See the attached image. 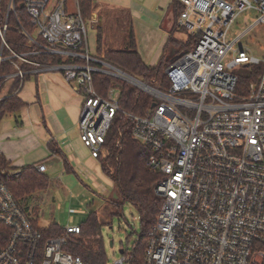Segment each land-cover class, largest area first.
<instances>
[{
    "label": "built area",
    "instance_id": "built-area-1",
    "mask_svg": "<svg viewBox=\"0 0 264 264\" xmlns=\"http://www.w3.org/2000/svg\"><path fill=\"white\" fill-rule=\"evenodd\" d=\"M178 1L183 6L178 26L193 42L166 70L168 93L142 90L159 103L139 115L121 109L119 91L107 97L98 93L94 73L127 75L96 58L78 0L73 12L69 0H20L44 41L40 45L23 32L40 48L23 54L6 39L16 0L6 8L0 0V102L14 79L20 80L17 88H24V63L36 66L30 74L60 70L81 96L80 139L94 159L117 113L133 123V139L151 150L149 166L161 176L156 194L162 206L144 264H264V72L242 91L237 73L244 65L264 66V61L236 47L241 37L228 41L231 26L244 12L258 13L253 28L264 25V0ZM41 53L69 62L43 66L28 58ZM5 65L14 66L15 73H1ZM37 170L44 173L46 167ZM20 174L0 171V226L9 231L0 264H82L66 251L69 240L82 235L80 226L48 236L4 181L6 175ZM134 248L121 249L114 264H131Z\"/></svg>",
    "mask_w": 264,
    "mask_h": 264
},
{
    "label": "trees",
    "instance_id": "trees-1",
    "mask_svg": "<svg viewBox=\"0 0 264 264\" xmlns=\"http://www.w3.org/2000/svg\"><path fill=\"white\" fill-rule=\"evenodd\" d=\"M4 0V8L7 2ZM97 0H78L79 8L87 26L90 25ZM183 11V6L178 0L173 3L174 27L170 31V37L166 44L163 57L156 66H148L142 59L137 44L135 28L132 20L128 23L122 22L117 30V36L109 38L108 31L102 27H97L95 56L106 64H109L124 73L140 80L148 86L161 92L168 93L171 87L170 80L166 73L167 68L177 59L189 52L193 37L188 35L185 42H179L173 37V32L179 30L178 18ZM26 32L35 38L40 45L44 41L40 37H35V28L31 24L29 16L21 7L20 0H16V11L10 17V28L6 39L11 48L19 54L40 51V48L23 34ZM1 51V40H0ZM30 61L43 66H60L69 62L61 55L38 54L29 55ZM96 67H101L93 63ZM22 69L28 72L24 77V85L30 82L36 74L31 71L36 70V66L22 64ZM243 73H238L240 91L248 88V85L255 81L263 72L264 66H244ZM242 72V71H241ZM1 73H15L12 65H5ZM94 84L100 95L107 97L112 90L120 93L119 105L122 110L143 115L147 110L159 103L150 94L138 89L121 79L102 74L94 73ZM19 79H14L9 94L0 102V125L1 122L10 116L19 118V112L26 106L14 92L19 89ZM133 123L122 113H117L112 124L103 149L97 158L101 166V171L113 184L114 193L107 198L108 204L121 208L124 204H131L140 214L141 234L134 245L132 251L131 264H144L145 254L148 248L150 233L156 225L157 216L161 210L162 200L156 194V187L161 180V176L155 173L149 166L151 150L135 141L132 137ZM119 146H117V143ZM51 150L55 151L54 145L50 144ZM18 171L11 166L6 157L0 154V171ZM4 181L12 191L14 196L23 201L32 194L47 190L50 179L45 173H41L36 167H26L21 170L19 177L4 176ZM114 213L109 207L103 214L94 213L80 225L82 235L72 237L66 251L74 257L81 259L82 264H105L104 242L100 235L103 225L107 223V218H113ZM37 222V220H36ZM48 236H62L65 230L57 224H51L44 228ZM8 229L0 226V248L4 247L8 239Z\"/></svg>",
    "mask_w": 264,
    "mask_h": 264
},
{
    "label": "crops",
    "instance_id": "crops-1",
    "mask_svg": "<svg viewBox=\"0 0 264 264\" xmlns=\"http://www.w3.org/2000/svg\"><path fill=\"white\" fill-rule=\"evenodd\" d=\"M173 3L174 0H97L88 28L97 34V27L102 26L115 40L120 24L132 20L135 33L144 28L147 32L161 29L170 35L174 27ZM59 73L63 76L57 69H40L29 82L30 88L25 85L14 92L26 106L18 119L0 125V154L20 171L44 165L49 187H73L82 178L99 185L104 176L99 161L80 139L82 98ZM9 90L3 89L5 97Z\"/></svg>",
    "mask_w": 264,
    "mask_h": 264
},
{
    "label": "rangeland",
    "instance_id": "rangeland-1",
    "mask_svg": "<svg viewBox=\"0 0 264 264\" xmlns=\"http://www.w3.org/2000/svg\"><path fill=\"white\" fill-rule=\"evenodd\" d=\"M68 6L73 12L75 10L74 0H69ZM257 19L258 13L255 10L242 13L231 26L228 41L233 42L241 37L236 47L246 50L251 56L264 61V25L253 28ZM34 35L38 36L36 30ZM95 36L96 33L89 27L88 37L92 50L96 44ZM169 37L170 35L161 29L147 32L144 28H139L136 32L139 53L148 66H156L160 63ZM173 37L179 42H185L188 39V34L179 29L173 32ZM244 66L237 73H243ZM68 86L72 88V85ZM25 88H30L29 82ZM113 92L116 94L118 90H113ZM12 119H16L15 116L5 118L1 125ZM75 183L73 187L66 186L64 189H58L54 185L50 186L47 190L36 192L27 197L22 203L39 221L40 227L47 228L51 224H57L62 229L69 226H80L90 215L103 214L106 207H109L115 216L107 218V223L102 226L100 235L104 242L105 264H114L121 258V249L131 250L138 241L142 231L140 214L134 206L128 203L121 208L108 204L106 199L110 198L114 190L112 182L106 176L102 177L99 185L92 184L85 178L77 180ZM111 242H113V246H111Z\"/></svg>",
    "mask_w": 264,
    "mask_h": 264
},
{
    "label": "water",
    "instance_id": "water-1",
    "mask_svg": "<svg viewBox=\"0 0 264 264\" xmlns=\"http://www.w3.org/2000/svg\"><path fill=\"white\" fill-rule=\"evenodd\" d=\"M112 76L116 77V78H119V79H122L126 82H128L129 84H132L138 88H140L141 90H144L146 92H150V91H156L155 89H153L152 87L148 86L147 84L141 82L140 80L128 75H127V78L123 79L122 77L118 76L117 74H111ZM111 246H113V242H111ZM120 253H123V250L120 251Z\"/></svg>",
    "mask_w": 264,
    "mask_h": 264
}]
</instances>
